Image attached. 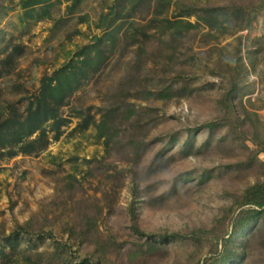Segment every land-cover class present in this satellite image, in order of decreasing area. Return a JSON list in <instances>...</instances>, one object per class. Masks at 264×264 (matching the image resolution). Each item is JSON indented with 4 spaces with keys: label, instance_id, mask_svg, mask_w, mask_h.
<instances>
[{
    "label": "rangeland",
    "instance_id": "374dc122",
    "mask_svg": "<svg viewBox=\"0 0 264 264\" xmlns=\"http://www.w3.org/2000/svg\"><path fill=\"white\" fill-rule=\"evenodd\" d=\"M21 1L0 0V125L95 64L0 148V264H264V0Z\"/></svg>",
    "mask_w": 264,
    "mask_h": 264
},
{
    "label": "trees",
    "instance_id": "16d2710c",
    "mask_svg": "<svg viewBox=\"0 0 264 264\" xmlns=\"http://www.w3.org/2000/svg\"><path fill=\"white\" fill-rule=\"evenodd\" d=\"M50 0H22L23 8H31L35 11V7L43 6ZM172 29L185 28L187 31L194 28L191 23H185L182 20L175 21L171 24ZM78 66L76 61H71L68 65L55 72L51 77H47L43 82V89L40 97L30 103L27 117L23 121L7 120L0 125V148H11V156L17 155L20 150L18 146H23L27 139L38 132L45 133L44 124L53 120L56 124L59 123L58 109L63 105L65 100L71 95L80 83L81 74H86V68H90L95 64V61L90 57L83 59ZM79 63V62H78ZM60 134L56 138H59ZM251 196L246 205H253L257 210L249 209L245 212V216L249 218L264 215V185L251 189ZM262 194L260 199L254 200L257 195ZM259 196V195H258ZM251 216V217H250ZM248 218V219H249Z\"/></svg>",
    "mask_w": 264,
    "mask_h": 264
}]
</instances>
